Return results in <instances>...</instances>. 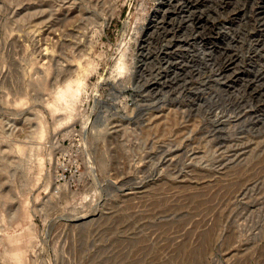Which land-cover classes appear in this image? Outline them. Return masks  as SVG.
<instances>
[{
    "label": "rangeland",
    "instance_id": "obj_1",
    "mask_svg": "<svg viewBox=\"0 0 264 264\" xmlns=\"http://www.w3.org/2000/svg\"><path fill=\"white\" fill-rule=\"evenodd\" d=\"M0 264H264V0H0Z\"/></svg>",
    "mask_w": 264,
    "mask_h": 264
},
{
    "label": "built area",
    "instance_id": "obj_2",
    "mask_svg": "<svg viewBox=\"0 0 264 264\" xmlns=\"http://www.w3.org/2000/svg\"><path fill=\"white\" fill-rule=\"evenodd\" d=\"M63 176H65V172L63 171V174H62ZM71 175H73V174H71Z\"/></svg>",
    "mask_w": 264,
    "mask_h": 264
},
{
    "label": "bare ground",
    "instance_id": "obj_3",
    "mask_svg": "<svg viewBox=\"0 0 264 264\" xmlns=\"http://www.w3.org/2000/svg\"><path fill=\"white\" fill-rule=\"evenodd\" d=\"M197 19V18H196ZM171 120V119H170Z\"/></svg>",
    "mask_w": 264,
    "mask_h": 264
}]
</instances>
